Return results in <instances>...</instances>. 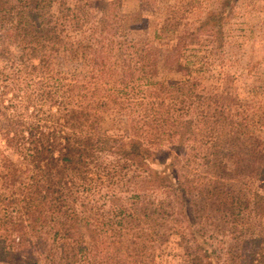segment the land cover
Here are the masks:
<instances>
[{"label":"trees","instance_id":"obj_1","mask_svg":"<svg viewBox=\"0 0 264 264\" xmlns=\"http://www.w3.org/2000/svg\"><path fill=\"white\" fill-rule=\"evenodd\" d=\"M235 2L224 1L187 35L176 29V12L170 10L162 33L178 40L158 59L151 42L104 37L109 23H99L95 32L101 38L93 46L67 41L65 25L51 15V0H0V30L9 38L14 34L20 48L38 58V51L49 47L74 56L90 49L91 72L83 80L76 75L55 79V93H45L57 107L55 114L48 113L53 124L13 118L11 107L0 102L7 131L0 138V260L38 264L34 249L48 244L60 250V263L78 264L85 256L78 231L92 216L107 217L105 224H111L113 217L123 223L125 217L172 211L187 224L202 264H219L202 226L212 219L239 234L246 246L233 253L234 263L264 264V191L256 189L264 184V140L255 132L256 111L232 99L227 89L221 92L222 98L227 95L223 102L197 93L200 70L191 68L187 55L204 35L218 46L220 39L222 46L223 23ZM98 4L104 22L112 4ZM71 13L66 9L64 17ZM71 24L74 31L84 29ZM48 58L44 54L35 65L22 62L18 72L46 77ZM170 64L181 67L183 79L169 83L160 77ZM5 71L1 67L0 83L11 78ZM98 98L113 101L124 129L93 134L97 119L89 109ZM152 189L169 194L178 208L169 211L163 203L140 208ZM127 199H134L133 208L118 206ZM199 202L207 207L199 209ZM122 228L113 236H123L127 227Z\"/></svg>","mask_w":264,"mask_h":264},{"label":"rangeland","instance_id":"obj_2","mask_svg":"<svg viewBox=\"0 0 264 264\" xmlns=\"http://www.w3.org/2000/svg\"><path fill=\"white\" fill-rule=\"evenodd\" d=\"M51 1V15L55 22L65 25L63 37L67 41L93 46L96 37H100L99 33L95 32L99 23H109L111 28L104 37L114 41L126 39L151 42L156 57L160 59L178 40L177 37H165L162 33L170 10L176 12L172 22L176 29L182 35H187L196 32L209 13L220 11L226 0ZM99 1H109L112 4L110 15L105 17L104 22L100 21L103 13ZM66 9H72L68 18L64 17ZM10 21L13 20L9 18ZM71 23L83 24L84 29L74 31ZM29 41L31 40H27ZM202 41L200 46H193L194 49L187 53L191 68L200 70L195 73L202 83L196 90L197 93L203 92L222 98L221 92L227 89L232 99L236 97L250 104L256 111L253 117L258 120L255 132L264 140V0H236L223 23L222 46L220 39L219 47L217 42L213 43L214 39L205 35ZM44 54L50 57V72L46 77L41 72H18L22 69V62L35 65ZM33 55L31 50L19 47L14 34L9 38L5 29L0 30V69L2 67L6 74H11L9 81L3 80L0 83V102L11 107L9 115L13 118L28 122L37 121L42 125L53 124L48 113L55 114L57 107L53 106L54 104L51 106L53 100H47L45 93H55V79L76 75L78 80H83L84 77L90 76V49L79 50V55L77 53L74 56L67 54L62 47H49L38 51L39 58ZM184 63L186 64V60ZM160 74V77L169 83L183 79L181 67L174 64L165 65ZM226 99L227 95H224L222 102ZM108 102L104 98H98L96 105L94 101L91 103L90 113L97 119L94 135L111 134L125 128L122 119L118 117V111L114 109L113 101ZM2 118L0 113V138H4L7 133L5 120ZM164 150L169 151V147L165 146ZM237 188L241 186L238 185ZM256 189L264 191V184H257ZM146 195L148 196L142 199L140 208L151 210L154 203H163L169 211L172 206L174 209L178 208L174 199L170 200V195L163 191L152 189ZM133 200L127 199L118 206L133 208ZM213 205L216 206L217 202ZM201 207H207L206 203L199 202L198 208ZM138 216L139 214L136 218L125 217L124 224L120 222V217H113L111 224H105L107 217L98 219L97 215L92 216L78 231L83 241L78 245L79 250H85L84 259L78 264H202L190 230L185 222H180L178 212L153 214L150 211L141 217ZM221 224L220 221L212 219L205 220L202 226L206 227V236L210 237L218 251L219 264H238L233 262V253H238L239 247L246 246L238 239L239 234H232L227 226ZM123 225L127 227L123 236H120L119 232L113 236L114 230L123 229ZM51 247L46 244L43 248L34 249L38 264H64L60 263V250H53ZM78 254L80 255V252ZM0 264L10 263L1 259Z\"/></svg>","mask_w":264,"mask_h":264}]
</instances>
